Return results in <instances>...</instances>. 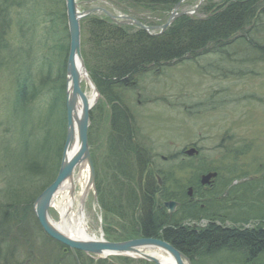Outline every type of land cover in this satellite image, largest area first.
Instances as JSON below:
<instances>
[{"label": "rangeland", "instance_id": "rangeland-1", "mask_svg": "<svg viewBox=\"0 0 264 264\" xmlns=\"http://www.w3.org/2000/svg\"><path fill=\"white\" fill-rule=\"evenodd\" d=\"M197 2L186 1L181 10H190ZM110 4L99 3L108 8ZM85 8L87 5L82 4L81 9ZM65 10L63 0H0V264H77L64 244L47 235L34 211V202L49 183L51 172L57 162L61 165L66 140L67 120L64 132L61 107L48 113L50 120L46 119L48 103L54 101L56 94L61 96V82L64 80L67 86L66 74L60 78L62 69L59 70L70 48ZM109 10L121 13L117 7ZM84 24L82 53L92 57L97 50L92 49L90 30ZM228 50L231 54L227 57L208 52L197 59L150 67L137 75L138 84L128 86L127 90L121 87V91L114 87L115 92L108 91L107 97L95 101L90 112L89 141L96 181L88 190L84 213L97 238L126 240L132 237L131 231L141 229V215L145 212L141 189L148 187L149 182L158 200L161 193L184 197L189 204H196L198 210H204L200 221L185 220V224L205 226L214 219L216 225L237 224L242 229L264 224V60L242 47L232 46ZM48 60L50 88L26 107L17 97L20 76L30 74L27 88L32 95L31 86L43 82V77L46 80L39 69L44 67L43 72L48 71ZM82 86L84 91L89 89L86 79ZM116 92L120 101L115 104ZM113 106L117 116L127 107L133 112L137 123L125 125L136 136L140 151L133 149L129 137L123 139L119 137L120 131L111 129ZM39 112L44 119H39ZM40 125L45 127L41 129ZM121 142V151H115ZM191 148L197 153L188 154ZM25 155L28 160H45V169L36 168L34 174L28 175L23 168ZM124 160L132 167L130 173L122 168ZM79 168L71 193L72 198H78L76 206L80 204L79 193L87 171L89 177V169L83 164L82 181H78ZM214 169L218 176L210 179L207 188L194 184L201 181L203 174L216 172ZM3 195L34 199L31 208L22 203L14 205L13 213L5 218ZM51 212L58 221L55 202ZM126 215L129 220L133 216V221ZM255 253L260 262L254 260L253 264H264V253ZM77 254L81 264H145L120 258L126 256L114 259L111 255L92 256L81 251ZM206 258L202 257L206 264H230ZM196 264L201 263L196 259Z\"/></svg>", "mask_w": 264, "mask_h": 264}, {"label": "trees", "instance_id": "trees-1", "mask_svg": "<svg viewBox=\"0 0 264 264\" xmlns=\"http://www.w3.org/2000/svg\"><path fill=\"white\" fill-rule=\"evenodd\" d=\"M120 1L133 6L136 3L143 4L145 6L143 9H147L152 16L163 18L173 9L179 0ZM259 4L264 5V0H221L215 3L206 1L199 10V13L205 16V18L195 19L188 15L181 16L164 33L157 35H152L137 26H116L112 24V21L108 17L102 19L89 16L83 20V23H85L84 26L86 25V30H90L89 37L93 40L91 41L92 49L95 52L97 50V55L93 54L92 57L85 56L88 68H90L94 80L96 76L99 82L98 88L101 93L107 97L109 94L108 91L115 92L114 87L118 88L117 91H121V87L127 90V87L131 86L129 81L133 79L138 81L140 78H137V75L143 74L142 71L150 67L159 68L163 63L173 64L176 61H180L181 63L188 59H197L208 52L210 54L219 53L218 55H221V57L225 55L227 57V55L231 54L227 52L230 51L228 48L232 46L242 44L245 46V51L252 52L264 60V12L257 14L254 9ZM256 16L258 21L252 27L248 24L249 17L254 18ZM99 54L100 56H98ZM67 55L68 53L65 54L63 60V68H59V70L62 69L60 71V78L62 76L65 78ZM103 56L106 58L103 59ZM47 66L48 71L43 72L45 70L44 67L39 69L41 77H43L42 74L46 75V80L43 77V82L37 81L34 86H31L30 92L32 95H29L27 88L30 74L24 73L22 77L20 76L17 84L18 102L27 107L28 104L35 101L48 88L51 84L48 82L51 73L49 60ZM142 76L144 77V75ZM61 88V97L56 94L53 97L54 101L48 105L46 119L50 120L48 113L51 112L52 114L58 107H61L65 132L66 108L64 104V80L61 82ZM115 96L113 103L116 104L118 102L117 100L120 101V94L116 92ZM59 100L61 102L60 105ZM114 107H112V116H110L113 119L112 125L110 124L111 129L113 131H120L121 134L119 137L123 139L129 137V142L134 147V150L142 149L140 144L137 146L136 136L131 134V131L126 128L128 123L133 125L136 122L133 112L127 107L125 110H121L117 116V114L115 115ZM44 118L45 116L42 117L39 112V119ZM43 127L45 125H40L41 129ZM48 132L46 133L47 137L49 135ZM121 145L124 146L122 142L121 144L117 143L115 151H121ZM117 155L119 156V154ZM30 158L32 157L30 156ZM35 158L28 160L27 155L23 158V168L28 175L34 174L36 168H41L42 171L45 169L46 161L36 160ZM122 165V168L128 173L132 171V167L127 160H124ZM59 167L60 163L57 162L56 169L51 172L52 176L48 178L49 183L43 189L54 181ZM234 177L236 179L238 178V176ZM149 183L147 185L148 187H143L144 190L141 189V196H143L145 201V212L141 215L142 222L139 226L141 229L136 232L131 231L129 235L132 237L127 239L136 237H157L164 239L187 255L193 264H196V259L203 264L205 259H202V257H207L206 259L211 262L226 260L230 264H253L254 260L260 262L255 252L260 250L261 253H264V224L251 229H242L237 224H233L229 228L214 223H208L205 226L185 224L183 223L185 220H190L191 222L196 220L200 221L204 217L201 214L205 213L204 210H198L196 204L191 205L188 203L189 207L182 206L179 211L170 214L162 201L166 199V201L176 200L180 202L184 200V197L166 196L165 193H161L160 199L158 200L156 195L154 196L155 188L153 184L151 182ZM194 184L201 188V182L196 180ZM3 198H5L6 203H4L3 207V209L5 208V215L2 217L5 218H7L8 213H13L12 211L15 208L12 207L14 205L22 203L30 207L34 199L32 197V201H28V199L19 195L10 196L9 198L3 195ZM128 204L131 203L128 202ZM103 205L106 208L104 202ZM126 217L129 220V216L126 215ZM132 218L133 216L129 220L130 222L133 221ZM232 220L236 222L235 218ZM243 220H245L244 222L247 221L246 219ZM0 228L3 229L2 222H0ZM220 256H222V259H219ZM71 257L74 256L71 255ZM113 258L115 259L117 257ZM120 258L124 260H135L129 257ZM135 261L154 264L140 259Z\"/></svg>", "mask_w": 264, "mask_h": 264}, {"label": "water", "instance_id": "water-1", "mask_svg": "<svg viewBox=\"0 0 264 264\" xmlns=\"http://www.w3.org/2000/svg\"><path fill=\"white\" fill-rule=\"evenodd\" d=\"M185 0H181L171 12L166 23L161 26L151 27L142 24L141 22L134 20L135 23L147 31L152 28H159L161 31L166 30L168 26L179 16L190 15L196 12L204 0H200L197 6L192 10L178 12L177 10L182 7V3ZM66 15L68 22V30L70 35V48L68 53L67 67H66V116H67V134L63 149L62 161L58 171V174L54 181L46 187L42 193L36 198L34 202L35 214L46 233L52 238L65 244L71 249L74 255L77 257V250L85 253L107 257V256H128L133 258H140L147 261L155 262L156 264H164L160 260V256L156 252H147L149 249H155L158 251L166 252L171 258H173L175 264H192L191 260L179 249H177L171 243L152 237H141L130 239L126 241H110L105 238L98 239H76L72 238L60 229L57 228L55 220L51 214V207L54 202V197L61 186L70 181L71 193L75 190V172L81 165H86L89 169V177L87 183V193L91 187L95 186L96 171L94 162L90 152V144L88 137V130L90 125V111L95 102H90L85 92L81 90L82 80L88 81L89 74H86L84 60L82 57V45H81V20L84 16L92 13L96 9H89L81 11L79 4L76 0H66ZM104 10V9H102ZM106 11V10H104ZM111 17L113 16L106 11ZM86 76V78L82 76ZM92 80V78H91ZM97 89V88H96ZM98 90V89H97ZM99 93V92H98ZM100 95V93H99ZM83 100V108L81 113L77 111V100ZM96 101V100H95ZM76 144L75 151L70 155V151ZM188 154L197 153L195 148H191L187 151ZM216 172H209L202 176L201 182L203 184H209L210 179L216 177ZM189 193H192V189H189ZM87 195L81 198V210L84 211V201ZM168 209L173 212L176 206L175 202L166 203ZM84 213V212H83ZM78 264H81L77 258Z\"/></svg>", "mask_w": 264, "mask_h": 264}, {"label": "bare ground", "instance_id": "bare-ground-1", "mask_svg": "<svg viewBox=\"0 0 264 264\" xmlns=\"http://www.w3.org/2000/svg\"><path fill=\"white\" fill-rule=\"evenodd\" d=\"M106 2V0H103ZM110 2H112V0H109ZM115 1L116 3H123L122 1L120 0H113ZM181 0H179L178 2H180ZM64 2V7L67 9V5H66V0H63ZM76 2L79 4V7L82 6V4H89L90 2H93V0H76ZM98 7H95V8H92V9H96ZM132 8V13H136L139 9L141 8H145V6L143 4H134V6L132 5L131 6ZM254 9L256 10L257 14L259 13H263L264 11V5H257L254 7ZM66 11V10H65ZM121 14H113V16L111 17V21H112V24L116 25V26H119V27H130L134 20H136V17L133 16V15H130L128 14V11L126 10H121ZM66 14V12H65ZM85 17V16H84ZM83 17V18H84ZM82 18V19H83ZM66 21H67V18H66ZM258 21V18L257 16L252 18V17H249V21H248V24L252 27H254V24ZM174 22H172L173 24ZM171 24V25H172ZM67 28H68V22H67ZM83 30V21L81 20V31ZM166 30L162 31V33H164ZM69 32V30H68ZM69 38H70V35H69ZM238 47H242L243 49H245L244 45H237ZM82 57H83V60H84V65H85V70H86V74L92 78H89L88 79V85H89V89L87 91H84V88L83 86H81V90H83L87 96V98L90 100V102H95L96 99H98L99 97V93H98V90L96 89L98 86H99V82L95 76V80L92 76V73L90 71V68H88V65H87V62H86V59H85V55L82 54ZM68 60V59H67ZM65 74H67L66 72V69H65ZM96 74V73H94ZM83 78L86 76H82ZM83 81V80H82ZM130 85H133V84H138L139 83V80L136 81V80H130L129 81ZM48 88H50L48 86ZM67 88L69 89V86L65 87V99H66V91H67ZM46 92L43 91V93ZM41 93L39 96L43 97L44 94ZM58 96L60 94H57ZM61 97V96H59ZM64 99V104H66V101ZM61 103V102H60ZM50 103H48L49 105ZM77 111L78 113H81V110L83 108V100L82 99H78L77 100ZM66 120H67V117H66ZM76 149V144L74 145V147L72 148V150L70 151V155L75 151ZM82 166V165H81ZM81 166H79L81 168ZM78 167V168H79ZM77 168V169H78ZM79 168V169H80ZM76 169V170H77ZM80 174L78 176V181H82V175L84 174L82 168L80 169ZM88 171H87V177H86V180L85 182L82 184V190L81 192L79 193V199H80V204L79 206H76V201L78 200V198L74 199L72 198V194H71V185L72 183H70V181H66L62 186L61 188L58 190V192L56 193L55 197H54V202L56 203V207L58 209V212H59V220L58 221H55V224L57 226L58 229H60L63 233H65L66 235L72 237V238H76V239H93V238H97L95 234H92L91 232V229L89 227V222L87 220V217L85 215V213L82 212L81 210V197L87 195V183H88ZM74 185H75V182H74ZM71 188V189H70ZM207 188V187H206ZM61 195L58 196V195ZM59 197V198H58ZM170 201H173L176 203V206L175 208H177L178 206L181 205V203L184 204V207H189V204L188 202H186L185 200H181L180 202L179 201H176V200H170ZM53 202V203H54ZM176 210V209H175ZM152 238H157V237H152ZM160 256V260L164 263V264H175L173 258H171L170 256H165V255H159Z\"/></svg>", "mask_w": 264, "mask_h": 264}, {"label": "flooded vegetation", "instance_id": "flooded-vegetation-1", "mask_svg": "<svg viewBox=\"0 0 264 264\" xmlns=\"http://www.w3.org/2000/svg\"><path fill=\"white\" fill-rule=\"evenodd\" d=\"M100 2H104L103 0H93V2H90L89 4H85V5H87V8H85V9H92V8H95V7H102L101 5H99V3ZM115 1H113L112 0V4H110V7L109 8H112L113 10H115L116 9V7L120 10V12H121V10H126V11H128V14H130V15H133V16H135V17H137V18H139V19H147V21L148 22H155V21H159V20H161V19H159V18H156V17H151L150 15H147V12L146 11H144V10H142V11H137L136 13L134 12V13H132V8L131 7H129L128 5H127V3H125L124 2V4L123 3H116ZM113 5V6H112ZM106 7V6H105ZM115 13H118V12H116L115 11ZM122 13V12H121ZM121 13H119V14H121ZM137 15V16H136ZM89 16H92V17H99V18H102V19H105V17H107L108 15L106 14V13H104L103 11H95V12H93V13H91ZM88 16V17H89ZM212 184V183H211ZM193 188V187H192ZM189 193V192H188ZM192 194V193H191ZM211 219V218H210ZM212 220V219H211ZM214 222H216V220L214 219V220H212V222L210 221V223H214ZM224 227H226V228H229L230 226H224ZM28 263V262H27Z\"/></svg>", "mask_w": 264, "mask_h": 264}]
</instances>
